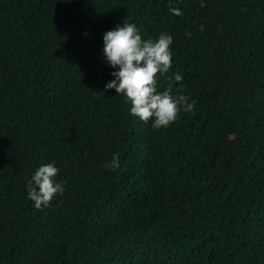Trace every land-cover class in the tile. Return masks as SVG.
Instances as JSON below:
<instances>
[{
    "label": "trees",
    "instance_id": "trees-1",
    "mask_svg": "<svg viewBox=\"0 0 264 264\" xmlns=\"http://www.w3.org/2000/svg\"><path fill=\"white\" fill-rule=\"evenodd\" d=\"M124 21L173 37L157 90L194 112L156 129L104 91ZM0 264H264V0H0Z\"/></svg>",
    "mask_w": 264,
    "mask_h": 264
},
{
    "label": "clouds",
    "instance_id": "clouds-1",
    "mask_svg": "<svg viewBox=\"0 0 264 264\" xmlns=\"http://www.w3.org/2000/svg\"><path fill=\"white\" fill-rule=\"evenodd\" d=\"M69 2V0H62ZM174 15H182L179 9L171 8ZM173 37L160 34L158 39H143L135 24L124 21L103 34L102 55L106 64L116 69L114 79L104 85V91L115 89L131 105L130 113L143 122L152 121V127H167L176 121L181 111L194 112L195 102L179 92L158 91L157 77L166 74L172 67L170 46ZM182 76L174 73V80L182 84ZM115 169L119 166V155L114 153L112 161L105 165ZM59 168L56 162L39 166L27 185L28 198L37 209L48 207L57 194H63V182H57Z\"/></svg>",
    "mask_w": 264,
    "mask_h": 264
}]
</instances>
